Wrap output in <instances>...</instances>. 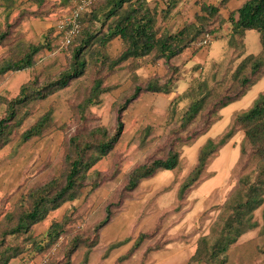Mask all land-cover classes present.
Instances as JSON below:
<instances>
[{
    "label": "trees",
    "instance_id": "16d2710c",
    "mask_svg": "<svg viewBox=\"0 0 264 264\" xmlns=\"http://www.w3.org/2000/svg\"><path fill=\"white\" fill-rule=\"evenodd\" d=\"M230 1L220 0L219 5L205 0L200 2V11L173 33L165 24L178 14L181 0H157L153 5L148 0H97L81 15V31L65 48L71 50L69 67L55 78L46 77L40 82L37 76L26 82L13 99L0 97V104L4 108L0 118L1 151L12 142L15 133L23 127L31 115L30 111L38 103L69 87L86 74H93L88 94L77 108L80 114L77 123L79 128L65 142V170L61 178L51 179L21 196L15 210L0 223V264H10L25 251L35 256L44 254L58 243L61 236L67 233L69 217L52 222L44 236L35 235V226L65 203L80 199L84 188L91 186L95 190L98 187L100 173L95 172L94 167L109 157L121 140L125 130V115L130 106L144 94L172 93L173 83L183 79L180 75L183 73L182 67L173 61L190 49L194 55L209 47L212 42L208 46L201 45L207 35L223 43L225 57L194 68V71H199L198 75L182 94L169 103L165 119L169 138L164 147L166 154L149 159L131 170L124 191L132 192L142 181L168 171L175 176L174 189L168 187L165 193L171 197V191L175 192V198L181 203L188 193L215 176L208 168L219 157L220 151L237 135H241L240 156L232 168L238 175L236 187L218 207V214L208 233L198 238L194 253L186 264H237L238 261L231 258L232 249L253 234L254 239L255 236L258 239V264H264V91L259 93L248 109L233 114L230 125L221 135L204 142L199 149L197 162L180 178L184 171L182 149L193 146L205 136L222 119L223 109L242 100L264 78V0H245L226 18L222 10ZM29 2L38 9L25 12L28 9L21 8L20 0H0V26L3 25L0 45L9 52V55L0 59V82L8 72L29 69L43 72L45 58L42 56H48L51 44L63 50L64 32L58 30L56 25L40 34L39 38L36 37L35 41L24 39L25 34L14 29L23 19L25 21L28 17H34L44 21L54 12L55 5L47 6V0ZM14 13L19 16L15 18V24L12 21ZM225 25L229 31L223 34ZM250 31H256L260 36L262 49L256 55L247 54L246 35ZM12 36L13 40L9 41ZM116 40L120 41L121 49L113 57L110 49ZM159 61L168 65V77L160 79L153 76L144 84L140 82L138 71L146 65L155 66ZM123 69L128 70L132 89L118 103L114 131L103 126L86 128L89 117L85 111L99 104L103 95L120 88L118 83L106 84V77ZM183 101H187V106L180 111L178 107ZM198 123L200 126L196 127ZM65 127L58 126L54 110L49 109L22 133L20 140L23 143L40 140ZM153 134V126L143 128L139 132V146L145 147L154 139L150 138ZM92 175L96 177L91 182L89 179ZM111 208L112 204L105 208L104 217L94 226V238L83 240L87 250L80 264H89L91 252L99 243V231L112 219ZM8 237L14 238L13 244L7 243ZM149 237L150 234L142 233L135 238L128 252L118 262L128 261ZM132 240L130 237L110 244L104 257L108 258L112 252ZM80 242L74 238L67 253L68 258L78 250ZM168 243L148 247L140 264H148L151 256L166 249ZM48 264L61 263L51 261ZM63 264H70V261Z\"/></svg>",
    "mask_w": 264,
    "mask_h": 264
},
{
    "label": "rangeland",
    "instance_id": "374dc122",
    "mask_svg": "<svg viewBox=\"0 0 264 264\" xmlns=\"http://www.w3.org/2000/svg\"><path fill=\"white\" fill-rule=\"evenodd\" d=\"M20 1L21 8L28 9L25 12L38 9L29 0ZM203 1L181 0L180 11L174 19L165 24V27L170 32H176L187 19L193 18L200 11L199 3ZM205 1L215 5H219L220 2V0ZM53 5H55L54 12L48 19L43 21L28 17V20L23 19V22L14 29L25 34L24 39L35 41L36 37L39 38L40 34L47 32L49 28L54 27L68 16L75 6V0H47V6L52 7ZM239 5L240 1L237 0L234 5L230 4L231 8L229 6L223 8V15L227 18L229 13L236 10ZM1 12L2 10L0 14ZM18 17V13L12 15L13 24L16 23L14 20ZM47 24L50 26L47 27ZM2 28L3 25L0 26V30H3ZM228 31L229 27L225 25L222 30L223 34ZM8 40H13V36ZM211 42L210 48L207 47V63L219 60L222 56L225 57L226 48L224 49L223 43L216 41L215 37ZM246 48L247 54L260 53L262 46L260 36L256 31L247 33ZM120 49V44L115 42L110 49V54L113 57L117 56ZM70 51V49L58 50L56 44L53 46L51 44L47 52L48 56H42L45 58L43 72L40 73V69L8 72L0 82V97L15 98L22 85L37 76L40 82H43L46 77L55 78L69 67ZM7 55H9L7 49L0 45V59ZM138 74L140 82L144 84L153 76L166 79L169 69L164 61H159L155 66H143ZM187 74L184 76L181 72L180 75L186 77ZM92 80L93 74L88 73L80 80L72 82L69 87L38 103L30 111L31 115L23 127L15 133L12 142L0 151V223L8 213L15 210L21 196L51 179L61 178L65 170V142L79 128L77 123L80 114L77 108L87 96ZM117 83L120 84L119 89L103 95L99 104L85 111V115L89 117L85 123L86 128L103 126L111 132L114 131L118 103L132 89L128 70L123 69L119 73L106 77V84ZM172 88L170 94H144L130 106L125 115V130L121 140L109 157L94 167L95 172L100 173L97 181L99 182L98 187L95 190H92L91 186L84 188L80 199L65 203L58 211L50 214L45 221L35 226V235L44 236L52 222L62 221L65 217H69L70 224L67 227V233L61 236L58 243L50 251L41 255L35 256L25 251L10 264H48L51 261L61 264L66 261H70V264H80L87 250L83 240L94 238V226L104 217L105 208L111 204L112 219L99 231V243L91 252L89 264H140L143 253L148 247L164 245L167 242L169 243L166 249L152 255L149 260L155 261L150 264H182L189 258L196 248L198 238L208 233L210 225L218 214V207L225 202L236 187L238 175L233 172L232 168L240 156L241 135H237L225 146L220 151L219 157L208 168L209 171L215 173V176L202 183L193 192L188 193L181 203H178L175 198V192L171 191V197L165 193L166 188L173 186L175 179L174 174L168 171L142 181L139 187L132 192L124 191L127 176L131 170L149 159L163 157L166 154L164 147L169 138L166 135L165 119L169 103L184 92L179 81L174 82ZM262 91H264V78L242 100L223 109L222 119L205 136L196 141L193 146H186L182 149L184 171L180 178L195 165L199 149L204 142L208 138L221 135L230 125L233 114L248 109ZM185 106H187V101L181 102L178 108L182 111ZM49 109L54 110L58 126L65 125L66 127L59 128L40 140L23 143L20 140L22 133ZM3 113L4 108L0 104V118ZM149 125L154 127V134L150 137L154 139L142 148L139 146V132ZM195 126H200V123ZM196 127H193V130H196ZM95 177L96 175H92L89 181L92 182ZM142 233H148L151 237L144 241L140 249L128 261L119 263L118 259L128 252L135 238ZM130 237L133 238L131 242L112 252L108 258L104 257L110 244ZM74 238L81 240L80 247L68 258L67 253L72 247ZM257 240V236L254 239L253 234L254 242L249 243L251 252L256 251L254 245H257ZM13 242V237L7 238V243L13 244ZM233 254V260L237 262L241 261L244 252L241 248L235 250Z\"/></svg>",
    "mask_w": 264,
    "mask_h": 264
},
{
    "label": "crops",
    "instance_id": "0c3cea01",
    "mask_svg": "<svg viewBox=\"0 0 264 264\" xmlns=\"http://www.w3.org/2000/svg\"><path fill=\"white\" fill-rule=\"evenodd\" d=\"M148 1L153 5L156 0H148ZM236 1L237 0H231L228 4L229 8H231L230 4L234 5V2H236ZM239 1H240V5L238 7H240L245 0H239ZM48 26H50V24H47V27ZM246 38H247V35H246ZM115 42L120 44L119 40H116ZM207 50H208L207 48L202 49L193 55L192 49H190V50L186 51L185 53H183L180 57L176 58L177 60L176 59L174 60L175 65L182 67V71H183L184 76H185V74L188 73L186 75V77H183V79L179 82L180 85L182 84V87L184 89L183 91H185L189 87L190 83L198 75L199 71H197V70L194 71V68L196 66H203L207 63V55H206ZM211 59H213V57H211ZM253 242H254L253 241V235H251L249 239L240 242V244L238 246H236L235 248L232 249V251L230 253L231 258L233 259V257H234L233 253L235 250H239L242 248L244 254L241 257L242 258L241 261H238L237 264H258V263H260V259H258V257L256 256L257 252L256 251L251 252L249 249L250 248L249 243H253ZM254 248L256 249L255 245H254ZM193 253H194V250H193L192 254ZM192 254L189 256V258L192 256ZM151 258H152V256H151ZM189 258L182 264H186L187 261L189 260ZM153 261H155V260H152V259L149 260L148 264H150V262H153Z\"/></svg>",
    "mask_w": 264,
    "mask_h": 264
},
{
    "label": "built area",
    "instance_id": "2783aa9c",
    "mask_svg": "<svg viewBox=\"0 0 264 264\" xmlns=\"http://www.w3.org/2000/svg\"><path fill=\"white\" fill-rule=\"evenodd\" d=\"M96 1L97 0H75V6L71 11V14L56 24L58 30L64 32L62 49L69 46L74 37L81 31L82 26L80 23V17L84 12L88 11ZM211 40V36L207 35V39L204 40L201 45L208 46Z\"/></svg>",
    "mask_w": 264,
    "mask_h": 264
}]
</instances>
